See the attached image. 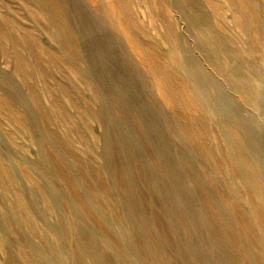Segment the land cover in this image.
<instances>
[{
  "label": "rangeland",
  "instance_id": "1",
  "mask_svg": "<svg viewBox=\"0 0 264 264\" xmlns=\"http://www.w3.org/2000/svg\"><path fill=\"white\" fill-rule=\"evenodd\" d=\"M254 1L257 11L252 14L255 17L252 20L257 35L264 38V0ZM6 2L11 5L14 19L13 29H7L6 33L21 42L22 32H27L34 43L31 51H27L28 47L25 50L20 66L11 57L7 59L11 55L10 41L0 43V153L5 162L2 164L10 165L13 170L10 176L0 167V218L5 215L4 210L10 211L12 220L6 228L13 240L31 255L28 239L52 264L60 262L51 252V244L72 255L68 264L80 263L79 253L84 264H89L92 255L78 252L82 249L80 241L96 253L98 264H155L152 237L157 232L171 264H190L184 254L185 224L178 221V214H184V208L194 214L195 224L190 227L194 248L201 246L206 241L203 238L208 236L207 224L196 215H200L198 203L203 199L200 190L208 191L207 199L219 202L220 210L231 217L229 209L220 203V199L230 194L227 185L231 179L223 170L230 176L233 172L228 164L226 142L220 137L222 130L227 132L231 124L236 126L243 137L242 150L264 169V124L258 122L256 113L228 83L225 68L218 71L213 66L240 65L246 72L264 75V67L259 66L264 47L260 44L252 48L250 34L242 31L233 17L239 5L244 9V0H124L131 30L144 53L149 47L154 49L161 66L172 72L177 82L174 71H179L178 77L184 79H189L193 71L199 73L220 114L185 104L179 87L174 103L163 100L147 61L143 62L130 47L117 25L110 27L86 1H71L83 9L76 16L87 25L81 27L75 52L49 38L46 31L54 28L38 15L37 4L29 7L25 3L28 0ZM194 12L199 13V18L206 16V30L215 31L223 41L224 48L217 53L203 36L205 28L202 30L194 23ZM172 37H176V48L170 41ZM39 43L42 50L36 46ZM70 65L87 77L96 78V72L102 73L118 93L128 115L138 112L142 116L149 129L146 136L131 132L128 123L134 125L133 122H126L120 116L119 125L111 129L109 137L110 117L101 118L100 125L88 115L101 112L102 103L105 109L109 108L107 96L113 92L107 89L105 100L93 101L95 90L76 80ZM193 85L194 89H200ZM10 99L12 103L6 102ZM79 111L83 119L77 116ZM22 113L26 118L18 119L16 114ZM57 113L78 120L69 125L79 134V141L64 133ZM194 126L201 127L199 136L192 133ZM94 132L100 135V141L93 137ZM116 136L123 140L111 145L110 138ZM136 136L140 137L139 141ZM145 143H150L148 149L143 147ZM216 159L222 165V172L211 170ZM22 160L28 161V167L23 166ZM154 160L168 166L169 173L159 172ZM18 196L29 202L35 215L25 209L16 211ZM239 202L241 212L250 214L247 202L243 199ZM23 218L28 221L32 218L36 231L27 223L24 225ZM66 226H74V232L64 233L62 242H56L52 231L63 233ZM173 229L180 234L171 235L169 242L165 234ZM17 244L14 253H19ZM202 246L198 248L201 264H211L218 256L224 257L223 251L212 252L209 246ZM257 246L253 250L259 252ZM102 249L107 263L99 256ZM0 255L5 256L1 247ZM236 259L242 261L238 254Z\"/></svg>",
  "mask_w": 264,
  "mask_h": 264
},
{
  "label": "bare ground",
  "instance_id": "2",
  "mask_svg": "<svg viewBox=\"0 0 264 264\" xmlns=\"http://www.w3.org/2000/svg\"><path fill=\"white\" fill-rule=\"evenodd\" d=\"M72 0H28L25 2L27 6H34L33 4H37V13L41 18H45L50 22L54 29L50 31H46V34L53 41L54 39L58 42L62 43L67 48H70L74 52L78 50L77 40L81 36V27H87L83 20H77V16L79 13L82 14L83 9L80 6L73 5ZM90 6H92L93 10L100 16L101 19L108 21V25L110 27H114L113 25H117L119 31L123 34V36L127 39L130 47L141 57L142 61H147V66L152 71L154 76V83L160 95L163 97V100L168 103H174L176 101V87L181 89V98L184 100L185 104H192L193 106H200L212 113H221L218 109L216 111V107L214 106V102L212 97H210L206 91V88L202 84V79L199 73L193 71L189 73V79H184V77H178L180 75L179 71H174L177 75V81L174 80L173 73H169L168 70H164V67L161 66V62L156 55L154 49L147 48L146 53H144L143 49H141L137 43V37L134 35L131 30V18L130 13L126 12L125 2L124 0H84ZM0 2V35L2 38L0 39V43L10 41L11 44V55H7V59L9 61V57H11L16 66H20L22 63L23 57L25 55V50L31 51V47L34 46L31 40L27 36V32H22V37L20 38L21 42L17 40L14 36H9L7 29H13V17L11 12V5H9L6 0ZM31 5V6H30ZM73 5V6H72ZM106 5V6H104ZM236 15L233 16L237 23V26L243 31L248 32L251 37V47L254 48L257 45H262L264 47V38L260 37L259 33L257 35L258 29L254 25L255 17L252 14H255L257 11L256 3L254 0H244V9L242 7L237 8ZM250 12V14H249ZM124 15V18L122 16ZM198 12L193 13V21L196 25L202 28V30H206V26L208 25V20L206 16H202ZM112 21L115 23H112ZM112 23V24H111ZM89 26V25H88ZM93 27V26H90ZM89 27V28H90ZM2 30V31H1ZM90 30H92L90 28ZM44 32V30H43ZM203 35L206 40H208L211 50H214V53H217L218 49L224 48L223 41L219 38V36L215 33V31L206 30ZM224 40V39H223ZM172 42V46L176 48V37H172L170 39ZM262 41V43H261ZM28 43L31 44L29 47ZM37 48L42 50L43 45H37ZM77 48V49H76ZM222 50V49H221ZM173 57L176 58V51L173 49ZM32 58V56H29ZM83 63L87 62L86 60H82ZM88 65V64H87ZM219 66L218 64H214L213 66L218 70L222 71L224 67L226 73H224L226 80L228 83L237 91L241 100L250 107L257 115L258 122L264 124V75L262 73H249L242 69L240 65L230 66ZM259 66L264 67V57L262 58ZM93 67L88 65V68ZM72 70V74L76 80L79 82L85 83L86 87L91 90H95V97L92 96V100L97 102H101L106 99L105 94H107L106 90L109 89V92H113V94H109L107 97L110 100L109 108L105 109V104L102 103L101 112H94L93 114H89V118L101 125V118L106 116L110 117L109 123L107 125L108 135L110 137V131L112 128L116 129L117 125H119V118L122 117L126 122L131 121L132 124L135 125L137 123V127L135 125H130L128 123V127L131 132L139 133L146 136V130H149L145 125L142 116L137 112L131 113L128 115V110L121 105V99L118 96V93L114 92V88L108 85L107 81L103 77V75L98 72L95 73L96 78L87 77L83 71H80L74 65H70ZM223 68V69H224ZM168 72V73H167ZM2 76L0 75V79ZM180 78V79H179ZM115 87H116V83ZM200 87V89H194V85ZM176 85V86H175ZM118 86V85H117ZM49 97V96H48ZM50 100V99H49ZM8 103H12V100H6ZM98 103V102H97ZM53 111L54 108H52ZM127 111V112H126ZM78 117L83 119V115H80V111L77 113ZM56 118L60 120L61 128L64 130V133L67 136H70L73 140L79 141V134L77 131L69 125L71 121L77 123L78 120H73L72 117L65 118V116H61L60 113L55 114ZM136 115V116H134ZM18 119H24L26 116L22 113L16 114ZM32 120V118H31ZM33 125V124H32ZM111 127V128H110ZM110 128V129H109ZM201 127L194 126L192 129V133L195 136H199L201 134ZM188 132L190 130L188 129ZM227 133V134H226ZM191 134V136L193 135ZM94 138H97L100 141L102 138L96 132L93 134ZM222 135V136H221ZM220 137H223V141L226 142V150L228 152V164L232 172L230 176L226 170L228 178L231 179V182L228 183L227 187L230 190V194L225 195V199H220V203L222 202L227 209H229L230 216L228 217L225 212L219 207V202H216L213 198L207 199L206 195H210L209 192H203V199L201 198L198 203V207L200 209V215L196 213L198 216V220L206 223L208 226V236L204 237L206 241H202V245H206L210 247L212 252L215 250H221L224 253V257H217L211 264H264V169H262L261 165L257 162V160L252 159L249 155H247L243 150V137L240 135L239 129L231 124V127L228 128L227 132L222 130V134ZM78 137V138H77ZM137 137V136H136ZM114 138V137H113ZM35 139V138H34ZM36 140V139H35ZM122 141L123 138L116 136L114 139L110 138L111 145ZM137 140H140V137H137ZM37 142V141H36ZM145 142H147L145 138ZM145 146L150 147L149 144H143ZM208 153H210L208 151ZM28 161L22 160L23 166L28 167ZM156 162V160H154ZM5 163L1 158L0 153V167L6 171L10 176L13 173L10 165H3ZM213 172H222V165L218 159L214 164H211ZM139 166V165H138ZM263 168L264 165L262 164ZM155 167L159 172H163L165 174L169 173L168 166H163V164L155 163ZM235 175V176H234ZM193 185H199V182H193ZM43 187V184L40 183ZM192 188H197L192 186ZM203 189V188H202ZM131 192V191H130ZM182 197H180V202H182ZM243 199L247 202V206L249 207L250 214H245L241 212L240 209V200ZM18 208H15L16 211L27 210L31 215H35L32 212L31 206L28 204L29 202L25 201V199L21 196H18L16 201ZM186 204H184V207ZM9 210H4L5 214L0 218V247L4 250L5 256L0 255V264H22L20 260H25L28 263H38V264H52L49 261V257L42 256L35 249L34 245L31 241L26 240L28 246L31 248L30 251L32 254L27 255L23 247H20L16 241L13 240L12 235L8 228H6L7 222L11 221L12 218L10 216ZM194 214L191 211H187L184 208V214H178V221L183 222L185 224L184 234L186 239L184 238V254L186 255L187 260H189L190 264H201V260L198 257V254L201 252L198 248H202L200 245L194 248V240L190 238V227L195 224ZM215 218V219H214ZM214 219V221H212ZM31 221V222H30ZM32 218L25 219L23 218L24 225L27 223L28 227L32 231H36V226L32 223ZM100 223H104V220L100 219ZM192 223H194L192 225ZM106 226V224H105ZM159 227V226H158ZM17 228L20 229V225H17ZM165 230V228H164ZM74 232V226H66L64 232H53V236L56 238V242L61 243L64 233ZM153 232V231H152ZM164 232V231H163ZM165 234L166 239L171 242V235L180 234L177 230H167ZM164 237V236H163ZM164 237V238H165ZM162 238V237H161ZM153 244H155V256L157 257L154 262L155 264H171L169 260V256L167 254V248L162 243V240L157 235V232H153ZM166 243V242H165ZM205 243V244H204ZM18 245L19 253H14L13 247ZM258 245L260 251L253 250L254 246ZM52 250L51 252L57 256L60 264H68V260L72 255L66 254L62 249L56 248L53 244H51ZM80 246L82 249L78 250V252L87 253L92 255V261L89 264H98L97 258L95 259L96 253L91 251V249L87 248V246L80 241ZM146 248V247H145ZM144 249V248H143ZM253 250V251H252ZM148 251V250H147ZM179 251V250H178ZM188 251H190L188 253ZM229 251V252H228ZM176 252V251H175ZM182 255L183 252L181 251ZM81 253H79V261L78 264H84L83 259L81 258ZM106 252L104 249L99 251V256L102 260L105 261ZM171 254V253H170ZM236 254L240 255L241 262H237ZM230 255V256H229ZM174 257L175 255L172 254ZM172 258V257H171ZM151 259V258H150ZM153 261V260H152ZM151 261V262H152ZM106 262V261H105ZM107 263V262H106ZM153 263V262H152ZM176 263V260H175ZM178 263V262H177ZM176 263V264H177ZM174 264V262H173ZM182 264V263H180Z\"/></svg>",
  "mask_w": 264,
  "mask_h": 264
}]
</instances>
